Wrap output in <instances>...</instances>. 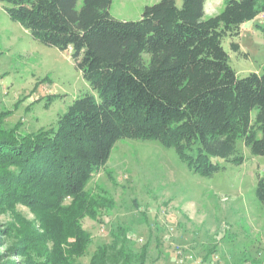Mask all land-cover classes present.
I'll list each match as a JSON object with an SVG mask.
<instances>
[{"label": "trees", "instance_id": "1", "mask_svg": "<svg viewBox=\"0 0 264 264\" xmlns=\"http://www.w3.org/2000/svg\"><path fill=\"white\" fill-rule=\"evenodd\" d=\"M111 2L0 0L34 40L68 50L90 88L46 130L20 135L2 128L0 114V213L19 204L34 215L16 214L5 226L16 244L0 264H79L91 244L81 220L111 205L87 185L121 139L172 148L202 177L224 168L214 158L241 165L239 140L264 156V71L239 78L223 48L264 14V0H224L208 18L205 0H159L135 21L112 17ZM230 49L242 54L236 42ZM255 196L264 205V176ZM107 250L99 247L89 264L104 263Z\"/></svg>", "mask_w": 264, "mask_h": 264}, {"label": "rangeland", "instance_id": "2", "mask_svg": "<svg viewBox=\"0 0 264 264\" xmlns=\"http://www.w3.org/2000/svg\"><path fill=\"white\" fill-rule=\"evenodd\" d=\"M159 0H112L109 14L119 20L141 18L145 6ZM0 3V114L2 128L20 135L55 127L72 102L90 92L68 50L34 40L9 19ZM224 0H205V18L219 14ZM239 44L242 54L230 44ZM223 48L239 78L264 71V14L245 22L238 37H226ZM241 165L214 158L223 169L209 177L193 173L172 148L157 141L121 139L105 166L87 185L93 196L111 205L85 216L82 227L91 244L76 260L89 264L101 246L102 264H264V205L255 196L264 176V156H255L237 142ZM18 214L34 215L24 205L0 213V260H7L16 239L5 226ZM122 233L116 232L117 227ZM117 233L113 241L112 234ZM124 258V259H123ZM19 261L18 256L11 257Z\"/></svg>", "mask_w": 264, "mask_h": 264}]
</instances>
